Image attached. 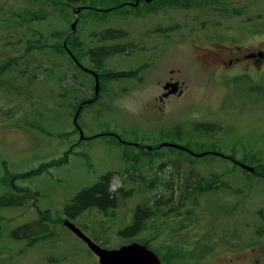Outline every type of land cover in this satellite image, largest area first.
Wrapping results in <instances>:
<instances>
[{"label":"rangeland","instance_id":"1","mask_svg":"<svg viewBox=\"0 0 264 264\" xmlns=\"http://www.w3.org/2000/svg\"><path fill=\"white\" fill-rule=\"evenodd\" d=\"M82 5L0 0V64L19 59L0 77V195L26 194L20 205L0 209V264H98L64 221L116 248L131 242L118 231L132 221L135 207L156 206L157 200L168 207L159 204L163 214L136 238L152 237L163 254H177L169 264H264V178L241 166L257 163L253 157L264 159V59L212 67L215 55L264 49V0H210L145 15L129 8L127 16L112 12L106 18L87 10L76 16L74 9ZM110 28H122L127 36L111 38L104 34ZM67 35L84 50H95L80 60L85 68L95 70L101 62L102 70L133 73L106 81L99 99L81 112L78 104L96 93V78L56 49ZM170 77L183 92L161 103ZM79 130L88 137L112 134L83 139ZM171 141L194 155L158 147ZM68 149L65 163L40 175L6 178L7 170L36 169ZM108 171L111 190L118 192L116 208L67 217L65 204ZM204 182L215 189L184 194L191 191L185 186ZM41 213L49 217L46 238L30 245L11 237L14 228ZM30 227L19 234L36 231ZM204 244L216 246L200 256Z\"/></svg>","mask_w":264,"mask_h":264},{"label":"trees","instance_id":"2","mask_svg":"<svg viewBox=\"0 0 264 264\" xmlns=\"http://www.w3.org/2000/svg\"><path fill=\"white\" fill-rule=\"evenodd\" d=\"M60 2H63L65 4H71L72 6L74 4H83L80 10V14L82 15L83 10H87L90 12L91 17H101V18H106L109 15H111L112 12L115 15H121V16H127V14L131 13L129 8L133 9L138 15H145L144 13L146 12H153L159 10L161 7H168V6H177V7H184V8H190L192 6H203L207 4L210 0H139L138 3L136 4L137 0H89L90 4L86 2V0H58ZM214 1V0H213ZM100 4V5H98ZM128 9V10H127ZM92 10V11H89ZM104 34L109 35L111 38H117V39H122L127 36V31L122 29V28H110L108 29ZM103 35V34H102ZM64 42L67 46H64ZM104 47V45H103ZM102 47V48H103ZM130 47L129 45H123L122 51ZM132 47V46H131ZM101 48V51H102ZM56 49H58L61 53L67 54V49L71 54H73V57L77 60H82V58L85 55H91V53H94L95 50H84L83 46L81 43L77 42L75 38H73L71 35L64 39L63 42H59L56 46ZM121 49V48H120ZM120 49L116 51H120ZM109 53V52H108ZM22 56V55H20ZM104 59L109 57V54H104ZM73 59V58H72ZM18 57H12L10 60L5 62V64H0V77L2 74L9 72L11 69H14L19 65L18 62ZM74 61V59H73ZM75 62V61H74ZM97 65V66H96ZM96 65L94 63V68L99 75V82H100V87L103 89L104 83L106 81H110L112 79H119L121 77H128L132 76L133 73H128V72H123V71H113V70H102L104 64L101 62H96ZM75 67H77L75 63ZM87 70V68L84 67L83 70ZM25 71V70H22ZM1 83V80H0ZM3 84V83H2ZM100 96V95H99ZM96 98L97 96L94 95L95 101L99 99ZM91 102H84V103H79L78 106L82 105V109L84 106H87ZM81 104V105H80ZM81 112V110H80ZM79 112V113H80ZM79 118V115H78ZM77 118V120H78ZM111 132H106L102 134H97L95 136H85L83 139H92L94 137L100 136V135H107ZM112 134V133H111ZM117 136V135H116ZM119 140L118 142H123L121 136H117ZM187 146V145H185ZM189 148V146H187ZM173 148V147H170ZM156 148H152L151 150H156ZM177 150L178 148H173ZM184 150V149H180ZM71 150H66L64 152V155L61 158L58 159H52L49 162H43L38 168L36 169H31L26 172H21V173H11L9 170L6 171V178H10L11 180H15L18 178H25L29 177L31 175H40L44 171H46L49 167L51 166H59L63 162L67 160V156L70 153ZM187 151V150H184ZM189 152L191 155H194L192 152ZM147 153L150 154L149 151ZM211 153L207 152L204 155ZM218 155H222L223 157L231 160H235L234 156L231 155H226L224 152H217ZM254 155V154H253ZM253 160H256L257 163L252 165V167L255 168L254 172H251L254 174V176L264 178V159L261 157H253ZM249 171V170H248ZM113 176V172L108 171L104 174H102L99 178V180L89 186H85L82 188L80 191H78L72 199L67 202L64 206V213L66 214L67 217L70 219H76L79 215L83 214L89 209L96 208L99 211L106 213L108 210L115 209L117 206V194L118 192L116 190H111V179ZM213 187V188H212ZM215 189V186L212 185V183H200L199 186L194 187V188H188L185 186L183 189L185 190H191V191H185L184 194L187 195L188 193H192L193 191L203 193V192H210V190ZM118 190H122V188H119ZM25 192L16 190V191H11L9 194H3L0 195V209L4 208H12L20 205L23 202V199L25 198ZM158 205L152 206L146 203L138 204L135 207V210L133 212L132 216V221L128 223L127 225L123 226L122 228L119 229L118 234L126 237L129 239V241H137V242H142V243H151L152 237H142V238H136L140 234L146 232L149 227V221H155L156 218L158 219L160 214H163L161 212V208L159 207V204H166L168 207L169 202H164L161 200H157ZM166 212V211H165ZM164 212V213H165ZM167 215V214H166ZM261 218L264 221V211H261ZM49 220V217L47 214L41 213V216L38 217L36 221L33 222H28L20 227L14 228L11 232L10 235L12 238L15 239H25L28 241L30 245L44 239L47 237L48 233V224L47 221ZM36 225V231H24L23 233L19 234V231L21 229H26L30 226ZM31 228V227H30ZM262 230V229H261ZM98 243L101 245H106V240L103 238H100L96 236ZM204 244V248L202 252H200V256L206 254L208 251L212 250L215 248L216 245L212 246Z\"/></svg>","mask_w":264,"mask_h":264},{"label":"water","instance_id":"3","mask_svg":"<svg viewBox=\"0 0 264 264\" xmlns=\"http://www.w3.org/2000/svg\"><path fill=\"white\" fill-rule=\"evenodd\" d=\"M139 0H137L136 4ZM81 10V7H76L74 9V13L77 16L78 12ZM76 21L73 23L72 27L75 29ZM96 78V94H99L100 82L99 76L95 75ZM172 86L173 88H170ZM165 89H169L164 96H168L170 94L176 93L179 88V82L166 83L164 85ZM78 114L75 116L74 121L77 124ZM80 128V127H79ZM82 137H84L81 131ZM166 145L173 146L178 149H184L187 151L191 150L183 145L175 144V143H166ZM205 153H199L198 156H202ZM245 169L254 172L255 168L246 164H241ZM64 224L73 231L78 237L84 240L88 247L98 256L99 262L98 264H160L158 257L155 253L148 249L144 244L134 241L130 244L123 245L120 248L109 249L102 247L99 243L94 241L90 236H88L80 227H78L75 223L70 220H65Z\"/></svg>","mask_w":264,"mask_h":264},{"label":"flooded vegetation","instance_id":"4","mask_svg":"<svg viewBox=\"0 0 264 264\" xmlns=\"http://www.w3.org/2000/svg\"><path fill=\"white\" fill-rule=\"evenodd\" d=\"M69 37V35H67L66 36V38H68ZM64 46H67L66 44H64ZM67 52H68V54L74 59V61H75V63H76V65L78 66V68L79 69H84V66H83V64L81 63V61H79L78 59L76 60L74 57H73V54H71L70 52H69V50L67 49ZM216 57L213 59V64H212V67H215L216 65V62L217 63H219L220 65H223V66H231L234 62L235 63H237L238 61H243V60H245V61H251L252 63H254V64H260L261 62H262V60L264 59V49H259L258 51H254V52H250V53H248V54H243V53H241L240 51H229V52H226V53H224L223 55H221V56H217V55H215ZM91 74H93V76L95 77V75H98L97 74V72L95 71V70H92V69H87ZM99 76V75H98ZM179 82V88H178V91L176 92V93H173V94H170V95H168V96H166V97H164V98H162L161 96H160V102L161 103H163L167 98H169L170 96H172V95H180V94H182V92H183V88H182V84H181V82L179 81V80H177V79H175V78H173V77H170L169 79H167L166 81H165V83H164V85L166 84V83H173V82ZM164 85H163V89H164V91H163V94H165V93H167L168 92V90L169 89H165L164 88ZM170 88H173L172 86H170ZM96 94V93H95ZM94 94V95H95ZM162 94V95H163ZM96 96H99V95H97L96 94ZM93 97V96H92ZM98 98V97H97ZM93 100H95V98L93 97V98H90V99H87V102H91V101H93ZM84 102H86V100L85 101H83V102H81V104L82 103H84ZM80 104V105H81ZM78 109H79V111L82 109V105L81 106H78ZM77 126V125H76ZM78 129H79V127H77ZM80 131V134H81V130H79ZM123 141V140H122ZM166 143H173L172 141L171 142H165V143H159V145H158V147H163V146H168V147H173V146H170V145H166ZM176 144V143H175ZM138 146V145H137ZM141 147V146H140ZM148 147H150V146H148ZM186 147V146H185ZM173 148H175V147H173ZM134 242V241H133ZM168 242V241H167ZM130 243H132V242H128V243H126V244H123V245H127V244H130ZM139 243H142V242H139ZM166 243V242H165ZM100 244V243H99ZM142 244H144L148 249H150V250H152L154 253H155V255L158 257V259H159V262H160V264H169V262L168 261H171V258L174 260L175 259V257L174 256H176L177 254H174V252H166L165 254H163L161 251H159L157 248H155L154 247V245L153 244H151V243H148V244H146V243H142ZM101 245V244H100ZM123 245H121V246H123ZM102 247H105V248H109V247H107V245H101ZM121 246H118V247H116V248H120ZM109 249H114V248H112V247H110ZM92 251V250H91ZM93 252V251H92ZM161 252V253H160ZM94 253V252H93ZM95 254V253H94ZM96 255V254H95ZM97 256V255H96ZM98 257V256H97ZM98 262H99V258H98Z\"/></svg>","mask_w":264,"mask_h":264}]
</instances>
